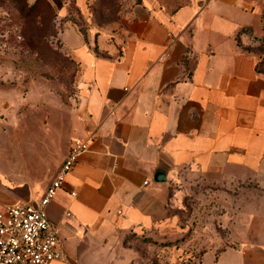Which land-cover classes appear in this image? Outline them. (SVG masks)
<instances>
[{
    "label": "crops",
    "instance_id": "0c3cea01",
    "mask_svg": "<svg viewBox=\"0 0 264 264\" xmlns=\"http://www.w3.org/2000/svg\"><path fill=\"white\" fill-rule=\"evenodd\" d=\"M120 29L119 48L97 39L109 55L79 33L67 40L83 62V131L94 138L46 205L62 250L48 264L124 263V235L151 223L145 193L160 187V160L167 177L185 166L264 188V68L243 46L263 31L259 0H133ZM51 179L0 178V207L39 200ZM261 220L256 239L207 249L200 264H264Z\"/></svg>",
    "mask_w": 264,
    "mask_h": 264
},
{
    "label": "rangeland",
    "instance_id": "374dc122",
    "mask_svg": "<svg viewBox=\"0 0 264 264\" xmlns=\"http://www.w3.org/2000/svg\"><path fill=\"white\" fill-rule=\"evenodd\" d=\"M133 0H0V178L46 184L66 150L84 134L80 82L83 62L68 45L79 33L99 55V37L118 45ZM261 33L243 46L264 68ZM69 30V31H68ZM72 31V32H71ZM250 31V30H247ZM78 122L77 127L75 124ZM159 188L149 226L128 231L122 264H200L203 251L257 238L264 188L219 185L212 175L179 167Z\"/></svg>",
    "mask_w": 264,
    "mask_h": 264
},
{
    "label": "built area",
    "instance_id": "2783aa9c",
    "mask_svg": "<svg viewBox=\"0 0 264 264\" xmlns=\"http://www.w3.org/2000/svg\"><path fill=\"white\" fill-rule=\"evenodd\" d=\"M93 138L92 132L73 138L39 200H17L0 207V264H48L62 256L57 225L45 208ZM70 193L75 195L76 191L71 189Z\"/></svg>",
    "mask_w": 264,
    "mask_h": 264
},
{
    "label": "water",
    "instance_id": "95a60500",
    "mask_svg": "<svg viewBox=\"0 0 264 264\" xmlns=\"http://www.w3.org/2000/svg\"><path fill=\"white\" fill-rule=\"evenodd\" d=\"M168 168L169 166L163 160H160L153 171V180L156 182L166 181Z\"/></svg>",
    "mask_w": 264,
    "mask_h": 264
}]
</instances>
